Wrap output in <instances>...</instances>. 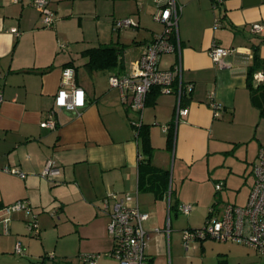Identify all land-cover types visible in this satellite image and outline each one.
Returning <instances> with one entry per match:
<instances>
[{
	"label": "crops",
	"instance_id": "obj_1",
	"mask_svg": "<svg viewBox=\"0 0 264 264\" xmlns=\"http://www.w3.org/2000/svg\"><path fill=\"white\" fill-rule=\"evenodd\" d=\"M177 3L180 11L171 40L179 41L180 47L161 54L157 66L164 70L179 66L174 87L181 84L182 105L188 112L177 116V94L162 92L158 86L150 88L142 109L153 147L151 161L159 168L171 167L169 187L157 196L138 185L141 146L130 123L136 113L128 107L129 97L124 100L121 90L108 84L110 74L135 71L146 45L164 31V23L154 17L155 2L51 0L54 22L44 26L30 0H0V260L7 264H88L81 256L96 253V264H119L111 253L108 223L113 203L123 199L148 214L142 226L151 264L205 262V256L198 253L207 237L183 243V230L192 227L178 225L177 217L188 216L194 205L185 203L183 184L172 191L173 181L175 177L183 182L186 177L195 178L194 165L239 146L238 159L256 161L264 143V96L253 98L247 70L253 45L258 44V55L264 58V0ZM105 14L110 16L111 31L117 19L136 22L132 31H124L129 26L121 28L123 40L113 41L112 33L101 27ZM149 15L153 21L147 23ZM88 18L95 20L92 37L84 29ZM253 23H259L260 29L254 30ZM213 43L232 49L231 55L213 61L209 55ZM105 44L121 49L117 65L111 69L87 65L82 51ZM66 66L73 67L74 82L85 92L86 104L79 113L54 107ZM258 71L264 73L261 69L254 73ZM213 100L221 105L217 116L209 105ZM49 113L56 125L41 126ZM169 128L173 131L170 148ZM48 161L59 169L52 178L41 176ZM13 167L25 176L5 170ZM195 197L205 213L211 207V194ZM19 199L29 200L39 212L43 226L36 234L39 239L27 234L25 210L7 214L5 206ZM182 204H191L189 213L180 210ZM19 241L23 255L21 248L16 251ZM50 252L53 255L46 261Z\"/></svg>",
	"mask_w": 264,
	"mask_h": 264
},
{
	"label": "built area",
	"instance_id": "obj_2",
	"mask_svg": "<svg viewBox=\"0 0 264 264\" xmlns=\"http://www.w3.org/2000/svg\"><path fill=\"white\" fill-rule=\"evenodd\" d=\"M50 1L30 0V4L40 12L44 26H50L55 18L53 10L49 7ZM153 1L157 7L154 17L164 23V31L146 45L145 50L138 57L135 71L122 75L110 74L108 78L109 86L119 88L124 100L128 96L129 108L140 114L138 119L131 121L136 128L141 124L146 95L152 86H158L165 93L177 94V116H185L188 112V107L182 105L183 89L181 84L179 83L178 86L174 87L179 66L175 65L172 69L165 70L159 69L157 66L161 54L180 47L179 41L175 44L171 40L174 30L177 29L180 7L177 0ZM133 24L135 22L131 18L117 19L113 22L115 29ZM252 28L259 30L260 24L253 23ZM231 53L232 49L222 47L216 43H213L209 48V55L215 62H221L224 56L231 55ZM253 81L255 83L264 81V73L260 71L254 73ZM85 104V92L82 87L74 82L73 67H64L62 69L61 84L55 94L54 107L79 113ZM209 105L213 116H217L221 105L214 100ZM52 112L54 113V111ZM40 125L54 127L56 122L53 114L49 113ZM5 170L19 177L25 176L23 171L15 167L6 168ZM252 172L254 180L246 203L244 205L228 203L223 208L212 205L202 227L183 230L182 240L184 245L193 240L211 237L221 241L243 242L252 246L258 253L264 254V143L258 149ZM58 173L59 169L55 168L51 161H48L41 172V176L52 178ZM222 186V183H215V190L220 191ZM103 206L104 209L108 208V200L104 201ZM191 208V204L180 205V210L185 214L189 213ZM22 209L26 213L31 211L30 203L25 199H19L5 206L7 214ZM147 217L148 214L142 212L138 205L126 203L123 199H117L113 203L108 232L113 242L111 253L119 261V264H151L145 252L146 232L142 226V221ZM35 219V215L32 214V218L27 222L29 229L37 228ZM8 220L9 217L5 219V223ZM16 251H20L19 245H17ZM81 257L88 264H96V253L84 254Z\"/></svg>",
	"mask_w": 264,
	"mask_h": 264
},
{
	"label": "rangeland",
	"instance_id": "obj_3",
	"mask_svg": "<svg viewBox=\"0 0 264 264\" xmlns=\"http://www.w3.org/2000/svg\"><path fill=\"white\" fill-rule=\"evenodd\" d=\"M124 3L127 2L125 1ZM107 8H110L109 5H107L106 9ZM104 16L106 18L100 19L101 27L106 28L107 33H112L111 39H113V41L123 40V32L132 31L131 26H129L130 28H124V31L123 29L119 30V33L118 30H113L114 28L111 31L110 20L108 19L110 16L107 14ZM145 21L147 23L152 22V16L149 15L148 20ZM84 25L85 32L88 36L92 37L96 34L94 18L86 19ZM109 36L110 34L106 37V40L108 41L110 39ZM239 151H241L240 146L227 152L215 154L209 161L204 160L201 163L194 165L195 178L186 177L184 182L182 179L177 177L174 178L172 191H174L177 186L180 188L183 184V195L184 198H187L186 200H188L185 201V203H191L194 205V209L188 216L183 214L178 215V225L184 227L190 225L192 228L203 226L209 208L203 213V211L199 209L198 201L195 196L203 199L211 194V204H209V206L216 205L218 208H223L228 203L237 205H244L246 203L247 196L254 180L252 172L254 161L245 162L244 160L238 159L237 156ZM169 171L171 172V167ZM217 182L222 183L223 185L220 191L215 190V183ZM172 198H174V195ZM27 201L29 202V200ZM30 206L31 211L27 215L29 216V220L32 217L31 213L35 215L37 228H28V231L31 233L27 232V234L33 239H39L40 237H38V235L39 232L43 230V226L39 222V218H37L39 212L33 209L31 203ZM37 212L38 214H36ZM51 212L54 213V210H51L49 213ZM42 213L45 212H40V214ZM27 215H25L26 218H28ZM36 234L38 235L36 236ZM48 243H51V239ZM201 243L203 249L202 251L200 250V253L198 254L200 256H205V262L203 264H264V256L259 255L251 247L245 244L231 241L224 242L211 237L205 238ZM17 244L20 245L23 255L24 248L21 245V241L17 242ZM197 252L198 251H194L192 254H196ZM13 253L16 254L15 249L13 250ZM51 255H53V252H50L44 259L46 261L50 260L48 256ZM0 264L7 263L4 260H0ZM49 264L54 263L51 262Z\"/></svg>",
	"mask_w": 264,
	"mask_h": 264
},
{
	"label": "trees",
	"instance_id": "obj_4",
	"mask_svg": "<svg viewBox=\"0 0 264 264\" xmlns=\"http://www.w3.org/2000/svg\"><path fill=\"white\" fill-rule=\"evenodd\" d=\"M253 48V59L251 65H249L247 70V78L248 86L251 90L253 98H255L260 95L261 97L264 96V81L259 83H255L253 81L254 72L259 69L264 70V58H261L258 55V44L253 45ZM120 50L121 49L116 48L110 44H105L89 47L87 49H84L82 53L87 57L86 64L90 67L96 69H111L114 68L118 63V55ZM133 112L136 113V117L130 119L131 121L138 119L140 115L136 111ZM130 123L135 128V130H137V135L140 138L139 142L141 146V157H139L138 161V185L141 188H150L155 192L157 196H160L165 191H167L169 187L170 172L167 169L155 166L151 161L153 147L149 139L148 126L143 123L142 119L141 124L137 128L132 124V122ZM172 140L173 131L169 128L167 132V147L170 148Z\"/></svg>",
	"mask_w": 264,
	"mask_h": 264
}]
</instances>
